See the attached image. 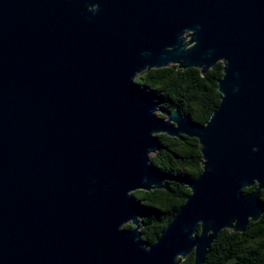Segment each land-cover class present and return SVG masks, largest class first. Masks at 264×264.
Here are the masks:
<instances>
[{
	"label": "water",
	"instance_id": "water-1",
	"mask_svg": "<svg viewBox=\"0 0 264 264\" xmlns=\"http://www.w3.org/2000/svg\"><path fill=\"white\" fill-rule=\"evenodd\" d=\"M218 62L205 124L135 81ZM158 134L197 138L203 170L148 246L133 192L165 186ZM262 189L264 0H0V264H203Z\"/></svg>",
	"mask_w": 264,
	"mask_h": 264
},
{
	"label": "trees",
	"instance_id": "trees-1",
	"mask_svg": "<svg viewBox=\"0 0 264 264\" xmlns=\"http://www.w3.org/2000/svg\"><path fill=\"white\" fill-rule=\"evenodd\" d=\"M223 63L218 62L203 74L200 68L169 65L144 71L135 79L158 103L172 112L180 109L193 121L205 124L221 102L218 81L223 76ZM163 117V116H162ZM162 148L151 154V162L167 175L164 188L136 190L135 200L141 207V235L152 246L191 193L186 181L197 178L203 170L199 140L195 137H170L158 134ZM255 186L244 189L250 193ZM264 209V189L260 192ZM125 228H132L126 224ZM200 230V229H199ZM180 264H195L194 254ZM203 264H264V212L250 222L243 232L222 230L209 248Z\"/></svg>",
	"mask_w": 264,
	"mask_h": 264
},
{
	"label": "rangeland",
	"instance_id": "rangeland-1",
	"mask_svg": "<svg viewBox=\"0 0 264 264\" xmlns=\"http://www.w3.org/2000/svg\"><path fill=\"white\" fill-rule=\"evenodd\" d=\"M188 39H189V38H188ZM157 114H158L159 116L166 117L164 114H162L161 110H158V111H157Z\"/></svg>",
	"mask_w": 264,
	"mask_h": 264
}]
</instances>
